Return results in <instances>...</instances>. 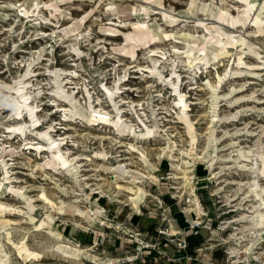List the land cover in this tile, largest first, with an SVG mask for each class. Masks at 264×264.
I'll list each match as a JSON object with an SVG mask.
<instances>
[{
  "label": "bare ground",
  "instance_id": "bare-ground-1",
  "mask_svg": "<svg viewBox=\"0 0 264 264\" xmlns=\"http://www.w3.org/2000/svg\"><path fill=\"white\" fill-rule=\"evenodd\" d=\"M60 1L62 2L63 0H35L33 2L34 7L32 8L34 11L29 10L23 4L17 7L10 1L7 4L5 3L6 6H9L8 8L18 10V14L25 17V21L29 25L37 27L41 24H47L50 25L51 30L47 32L38 31L40 33L38 38L44 39L46 42L48 41L47 43L45 42L48 46L42 45L32 52L28 59H21L20 65L24 68L22 73H19L11 82H6L0 78V89L8 92L5 93L6 96L4 98H0V106L3 109L11 110L16 118L13 124L9 123L5 125L6 132L17 133L21 140H24V144L21 147L7 143V140L1 142V196L2 192L3 195L10 193L17 201L22 203L14 204L0 199V238L3 237L12 244L22 262L38 259L45 252H49L63 260L78 264H87L84 261L86 257L93 262L104 264L107 261H113L114 257L100 259L98 254L92 253L86 245L79 244L63 236L54 228V213L71 216L78 214L87 222V225L80 221H73L75 226L86 228L94 221L111 225L112 221L106 216L105 211L100 206L94 208L88 206L85 208L81 207L77 203L78 198L72 200L57 198L55 200L41 184L37 186L38 192L33 196L29 193L28 184L17 183V180H15L17 176L12 174L14 171L10 166L12 162L8 160L12 159L13 155H18V157L23 158L26 164H29L32 160L29 155L31 151H34L38 157L44 151L45 153L40 157L42 160L36 161L33 166L34 168L40 169L43 175L49 178H51L50 169H59L79 184L85 178V175L81 172L84 169L81 159L90 160L91 156L85 153L83 149L77 147V138L85 140V142L90 138H95L97 145L93 146L91 154L95 158L101 159L96 162L97 169H100L105 174L109 173V175L107 177V188H102L99 184L92 187L91 190L96 188L99 195L108 196L111 200L117 198L120 191L125 190L127 191L126 202L136 211H139V203L150 192L144 183L147 179L150 182L158 183L154 170L160 158L166 156L171 171H167L166 173L169 175L165 176L172 177L175 181L178 176L181 177L179 182L182 180L183 191H187L189 194V198L182 208V213H185V215H182L181 218L190 222L202 211V205L195 193V186L192 182V177L196 174L194 171L195 163L194 161H188V158H185L184 155L193 153L197 160H202L206 163L205 167H200L201 171L207 167H213L220 158L217 154V142L221 136L217 133V128L212 125V121L216 118L224 120L225 118L236 117L240 112L239 108L234 112L228 111L227 113L220 114L218 112V98L219 96H223L229 105L243 98V96H240L230 100V91L226 94H219L217 88L226 75L246 70L257 73L253 70L259 69L264 64V57L260 53L262 49L258 44L249 42L242 34L226 31L223 24H244L247 18H249L255 26L254 31H261L264 15L254 13V0H240L243 2V5L237 15H233L226 5L213 1L206 4L202 0H189L184 10L177 13L174 11V8H171V10H168L170 7L167 10L161 8L163 7L161 0H139L140 2L135 3L128 2L131 0H108L103 11L104 14H108L106 17L108 21L99 22L98 29L108 36H123L124 42L117 45L115 49L119 50L120 54L124 56L136 57L138 46L147 47L149 62L147 64L135 62L132 65L128 64L126 68L124 63L122 66L124 68L123 75H119V71L113 66L115 70L113 79L109 83H103L99 88V93L95 90L94 86L89 84L88 79L77 68L83 54H86L90 58L89 53L87 54L81 48V43L85 41L84 43L88 42L90 45H95L89 40L91 24H87L82 28L87 20L86 18L89 16V12L83 13L79 17H72V21L61 26L58 19L59 17L62 18L64 13L62 12V8L59 7ZM41 2L48 9V14L43 13L38 8V4ZM153 4L160 7L162 19L168 24H175L182 15L194 17L196 21L195 27H200L202 33L195 34L184 30L167 31L158 22L152 23L150 14L153 11ZM199 14H202V17H199ZM123 27H128V30H121L120 28ZM63 37L68 41L65 45L67 56L74 55L79 60L76 62L74 61V57H67L66 65L58 66L56 65L54 51L57 46L63 45ZM162 37L166 39H183L186 46L183 51V58L179 57L180 51L174 48V45H172L173 51L177 53L178 58L172 56L166 58L164 55L166 52L161 49H155L157 46H151L152 43L154 44ZM237 46H239V51L236 56L235 67L233 68L228 65L222 75L216 73L214 82L209 79L205 82L210 90L209 114L211 118L207 125L205 143L203 145L204 149L201 151L197 148L200 133L195 126V120L189 112L190 104L193 101L188 100L186 93L180 89L183 79L178 66L182 65L183 67L187 66L194 69L195 67L199 68V63L205 66L209 63H216L222 57L229 56L232 53L231 49ZM48 52L52 55L49 57L44 56ZM246 52L254 54L257 63H247L243 58ZM43 59L48 60L47 63L45 62L46 66L43 72L47 76L48 83L51 84L50 91H46L50 94L48 95L49 100L47 102L51 106H54L53 112H58L60 115L57 127L62 128V132L58 134L54 131L55 122L53 120L43 127H38L44 114L39 112L41 110L40 103H43L40 97L45 91L42 89L43 85L40 80L34 77L28 79L31 75L38 73V71L36 72L32 69V66ZM70 59L73 61H69ZM117 60H120V58H117ZM130 66H133L132 71H140L143 78L146 79L147 77L150 80L146 84L149 87L146 97L133 98L125 94L127 93L125 91L130 88L122 84L124 83L125 76L130 72L128 70ZM167 66L169 73L165 74L164 70ZM187 77L191 79L193 75L190 74ZM32 79L35 80L32 81ZM155 80L167 84V87L172 89L174 96L170 104L168 102V105L161 103L160 106H156L154 96L159 93H153V90H151L152 81ZM103 95L106 97V100L110 101L111 108L107 107L104 104L105 102L103 103ZM248 96L254 97L253 93ZM170 121L181 124L183 131H185L188 137L189 147L182 148L178 146V138L182 136L179 133L177 134L178 130L177 132L173 131L169 124ZM76 129L82 131H76ZM27 133L32 135V137L27 138ZM8 135L6 134L5 136L8 138ZM150 142L151 144H159L156 156L154 155V160H151L146 149ZM235 142V140H231L230 144L233 145ZM83 145L88 146L86 143ZM120 145L125 146L123 150L127 153L136 154V157L143 164L144 170L131 166L132 160L129 156L119 153L117 146ZM210 147L212 148L210 149L209 156L204 158L203 154ZM229 157H231V161H233L237 168L247 170L252 175V179L247 182L246 191L247 195L251 193L252 197L256 198L252 206H257L256 209H259L255 216L257 222L263 225L264 185H261L258 178L264 176V140L257 138L253 148L238 149L235 156L231 155L225 158ZM226 166H230V164ZM210 173H212V177L216 176L215 172L210 171ZM30 174L33 176L32 170ZM165 176L163 177L165 178ZM83 183L85 185L88 184L87 182ZM55 185L60 191L64 193L68 192L65 186H60L58 182ZM169 185H175V182L173 181ZM167 189L169 190L168 185ZM76 194L79 193L76 192ZM247 195L245 194L246 197ZM36 201H40V203ZM39 206H41L42 210L40 211V215L36 216L34 213ZM187 212H192V215L187 214ZM11 213L21 215L19 218L31 223L33 227L31 231L43 230L47 233L51 243L41 249L31 247L26 241L29 231H24L20 239L13 240L11 228L15 223L12 222V218L5 215ZM246 218L250 217L248 215L247 217L241 216L237 220H245ZM167 231L175 232L172 224ZM94 232L96 233V239H99L100 232L98 233L96 229H94ZM253 244L246 246L245 251L250 253ZM232 251L235 253L237 249L233 247ZM0 264H12L10 254L4 248V243L1 241Z\"/></svg>",
  "mask_w": 264,
  "mask_h": 264
},
{
  "label": "rangeland",
  "instance_id": "rangeland-1",
  "mask_svg": "<svg viewBox=\"0 0 264 264\" xmlns=\"http://www.w3.org/2000/svg\"><path fill=\"white\" fill-rule=\"evenodd\" d=\"M11 2L15 6H19L20 4L25 5L29 10H33L34 7L33 2L35 0H0V78L5 80L6 82H11L12 79L16 78L19 73H22L24 71V68L22 65H20L21 59L29 58L32 52H34L37 48H39L42 45L48 46L44 39L38 38L39 37V30L42 31H49L51 30L50 25L47 24H41L40 26H32L29 25L28 22H26L25 17H22L18 14V10L14 8H8L9 6L6 4L8 2ZM36 1H44V0H36ZM108 0H69V1H60L59 7L62 8V12L64 13V16L61 18L59 17L58 21L61 24H67L70 21H72V17H79L83 13L89 12V16L86 18L84 26L87 24H91L90 26V36L89 40H91L92 44L90 43H81V48L89 53L90 58L85 54L81 56L82 59L79 66L77 68L81 69L79 70L89 81V84L94 86L95 90L100 93L99 88L103 83H109L113 79L114 75V68L115 66L117 71H119V75H123L124 68L122 67L125 63V68L128 64L132 65L135 62H138L139 64H147L149 62L147 54L148 48L145 46H138L136 57H130V56H124L120 54V51L115 49V47L119 44H122L124 42L122 35H113L108 36L101 32L98 29V23L99 22H107L108 14H104L103 11L106 7ZM128 1V0H127ZM189 0H161L162 6L161 8L167 10H171V8H174V11L179 13L184 10V8L187 6V2ZM204 3H210V2H216L218 4H223L228 7L230 12L233 15H237L240 12V9L242 8L243 2L240 0H202ZM126 2V1H125ZM131 3L140 2L139 0H131L128 1ZM255 6H254V13H260V15H264V0H254ZM6 3V4H5ZM4 4V5H1ZM32 4V5H31ZM153 11L151 12V21L152 23L158 22L162 28L165 30H176V31H189L191 33H198L201 34L202 30L200 27H195V19L194 17H188L186 15H182L179 17L177 22L175 24H168L166 21L162 19V15L160 13V7L156 4H153ZM172 6V7H171ZM38 8L42 10L43 13L48 14V9L45 8L42 5V2L38 4ZM238 10V11H237ZM34 11V10H33ZM91 11V12H90ZM69 16V17H68ZM199 17H202V14H199ZM97 18V19H96ZM150 21V22H151ZM14 22V23H13ZM223 24V27L226 31L232 32L234 34H242L244 35L249 42L253 44H258L259 47L262 49L260 53L264 57V19L262 23V30L261 31H254L255 26L252 24V20L247 18L244 24L236 23L234 25ZM244 25V26H243ZM12 26V27H11ZM11 27V28H10ZM7 28V29H6ZM14 29V30H13ZM123 31L128 30V27L120 28ZM63 45L57 46L54 51V56L56 60V65H66V58L67 57H74V55L67 56L66 54V44L67 39L65 37L62 38ZM24 41V42H23ZM99 41V42H98ZM46 42V43H45ZM98 42V43H96ZM42 43V44H41ZM170 45V46H169ZM177 48L179 52V57L183 58V51L185 50V42L183 39L180 38H160L157 42L154 44L152 43L151 46H157L155 49H161L162 51L166 52L164 55L166 58L172 56L177 57V53H174L173 47ZM99 46V47H98ZM98 47V48H97ZM234 49V50H233ZM143 51V52H142ZM232 53L229 56L222 57L221 60L217 61L216 63H209L208 65L200 64L199 68H188L187 66H178L179 71L181 73L182 82L180 84V89L186 93L187 99L193 101V103L190 104L189 112L191 113V117L195 120V126L200 133L199 140L197 143V148H199L201 151L204 149V143H205V136L207 131V125L209 124V120L211 118L210 112H209V103L211 101L210 99V90L208 86L206 85V80L209 79L210 81H215L216 79V73L223 74L225 71V68L230 65L231 67H235V61L236 56L239 51V46L236 48L231 49ZM49 54V55H48ZM145 54V55H144ZM52 54L45 53L44 56H50ZM65 58V59H64ZM117 58H120V60H117ZM178 58V57H177ZM247 63H257V59L254 54L251 52H246L243 57ZM161 59H163L161 57ZM79 60V59H78ZM73 61V60H69ZM74 61H77L76 57H74ZM48 62L47 59H43L41 61L36 62L32 69L34 71H38L35 75H31V78H37L42 82L43 85V91L44 94L41 95V101L43 103H40L41 110L39 112L43 114V118L40 121L38 127H43L46 124L50 123V121H54L55 123V133L58 134L59 132H62V128L57 127V121H59L60 115L58 112H53V107L51 106L47 101L48 98V92L50 91L51 84L48 83V79L46 74H44L46 63ZM120 63V64H117ZM214 64V65H213ZM131 67V68H130ZM128 67V74L125 76L123 86L129 87L127 95L132 96L133 98H140L141 96L146 97L149 87L146 86L150 80L143 78L141 76L140 71H132L133 66ZM130 68V69H129ZM18 69V70H17ZM243 69V68H242ZM257 73H253L252 71H243V72H237L233 73L231 75H226L222 81L220 82L217 91L219 94H226L230 91V100L235 99L237 97L243 96L239 101L233 103L232 105H229L228 102L223 98V96H219L217 103L218 104V112L220 114L227 113L228 111L234 112L236 109L240 108V112L236 117H229L225 118L224 120L214 119L212 121V125L217 128V133L219 136H221L220 140L217 142V154L218 157L222 159H218L216 163L213 165L212 168H205L203 171L200 170V167H205L206 163H204L202 160H197L195 157V154L190 153L189 155H184L185 158H188V161H194L195 167L194 171L197 174L196 179L192 180L193 185L196 188V192L198 194V198L204 205V207H207V204L212 205L214 199L218 198L221 201H226L227 198H232L235 205L244 206L247 208H254L255 206H252V203H255L256 198L252 197V194L247 195V182L252 179V175L247 171L243 170L241 168H237L233 161H231V157L225 158L227 156H235L238 149H248L249 147L254 146V142L257 138L264 140V64L261 65L259 69L253 70ZM164 73H169L168 66L165 68ZM139 74V75H138ZM192 74L193 78L187 77L188 75ZM134 75V76H133ZM133 76V77H132ZM139 76V77H138ZM141 78V79H140ZM35 79H32V81ZM148 80V81H145ZM46 82V83H44ZM45 84V85H44ZM135 89V90H134ZM232 89V90H231ZM153 93H159L155 95L154 102L156 103V106H160L161 103H164L168 105L167 103L172 99L174 96L172 94V89L167 87V84L158 82V81H152V88ZM5 93H8L7 91H4L0 89V98H4L6 95ZM163 93V96H162ZM253 93L254 97H250V95ZM47 95V96H46ZM103 103L107 105V107L111 108L112 105L110 104V101L106 100V97L102 96ZM4 102V101H3ZM172 102V101H171ZM109 104V105H108ZM52 111V112H51ZM50 112V113H49ZM14 113H12L9 109H3L0 106V148H1V142L7 140V143L18 145V147H21L24 143V140H21L19 134L14 132H6L5 125L7 124H13L16 120L14 117ZM74 124V123H71ZM171 128L173 131L178 130L177 134L179 133L180 136L178 138V146L182 148L189 147V142L187 141L188 137L185 134V131H183V128L181 127L180 123H176L173 121L169 122ZM173 125V126H172ZM82 127V126H81ZM77 128V127H76ZM76 131H82L80 129H76ZM183 131V132H182ZM8 135V138L5 136ZM176 134V135H177ZM10 137V138H9ZM32 137L29 133H27V138ZM77 137V136H76ZM3 139V140H2ZM78 139V148L83 149L85 153H88V155L91 156L90 160L81 159L83 162L82 167L84 168L81 172L85 175V178L81 183L75 182L70 176H68L64 171H60L59 169L53 170L50 169L51 178L48 176H44L43 173L38 168H34V164L36 161L42 160L40 158L44 151L40 154V157H38L34 151H31L29 155L31 156L32 160L29 164H26L23 160V158L18 157V155H13L12 159L8 160L12 163L10 164L12 170L14 173L13 175H16L17 183H26L28 184L29 193H31L33 196L36 195L38 192V185L41 184L45 187L47 193L53 198H63L64 200H72L74 198H78L77 203L81 207H104L105 213L108 218L112 219V213L111 210L116 207L120 201H123L122 203L126 202V195L127 191H120L117 198L110 199L108 196L105 195H99V192L96 191V188L91 190L92 187H95L97 185H101L102 188H107V177L109 173H103L100 169H97L96 162L100 161L101 159L95 158L92 153L93 146L97 145V140L95 138H90L89 140H81ZM81 140V141H80ZM231 140H235L236 142L230 144ZM105 144H107L106 141H104ZM87 144L86 147L83 144ZM157 143V142H155ZM235 144V145H234ZM159 144H149V146L146 147L149 157L151 160L155 159L156 152H157V146ZM89 147V148H88ZM124 145L117 146V149L119 150V153L122 155L129 156V158L132 160V167L144 170L143 164L139 161V159L136 157L135 153H127L124 149ZM210 147L204 154L203 157L207 158L209 156ZM198 149V150H199ZM230 154V155H229ZM155 155V156H154ZM230 164V166H226ZM212 169V170H211ZM33 171V176L30 174V171ZM170 171L168 159L166 156H162L160 160L157 162L156 168L154 170V174L157 176V182L158 183H151L146 182L145 187L148 189V191H151L152 195H149L147 198H152V196L155 194L158 198H161L162 201L164 199V195H158L159 192H156L157 188H162V190L167 191V185L173 181L171 179H165L164 176L165 172ZM210 171L215 172L214 177L211 176L212 173ZM2 174V169L0 168V176ZM211 176V177H210ZM105 177V178H104ZM209 177V178H208ZM259 182L261 185H264V176H260ZM182 181V180H181ZM181 181L177 182L182 186ZM245 181V182H244ZM58 182L60 186H65V189L68 191L66 193L60 191L55 183ZM83 182H87L88 184H84ZM246 185V186H245ZM81 186V187H80ZM82 188V189H80ZM215 191L216 196H210V191ZM79 193V194H76ZM247 195V197L245 196ZM156 197V198H157ZM207 197L210 198V202L207 203ZM213 197V198H212ZM146 198V199H147ZM0 199L4 200L6 202L14 203V204H21L22 202L17 201L16 198H14L10 193H6L2 196L0 193ZM174 204L180 205L179 207L184 204L183 199L177 200V197L172 198ZM37 203H40V201H36ZM91 202V204H90ZM145 203L150 207H153L152 202L145 201ZM128 204V203H127ZM219 203L215 201L214 206L216 207ZM129 205V204H128ZM257 207V206H256ZM255 207V208H256ZM239 209V208H238ZM42 210L41 206L37 208L35 211V215L39 216L40 211ZM140 214L144 215L149 212V214H152L151 208L142 207L139 208ZM263 210V209H260ZM108 212V214H107ZM239 212V211H238ZM237 211L235 214H237V217H241V213H238ZM248 217H254L255 214L254 211L246 212ZM55 214V223L54 228L57 229L63 236L71 239L72 241V235L75 233H84L85 235H94V229H96L97 225H100L101 223L98 221L91 222L90 225H88L86 228L84 227H78L75 226L73 221H80L83 224L87 225V222L82 219L78 214L66 215V214H60V213H54ZM6 216L12 218V222L15 223L12 230V239L18 240L20 239L21 235L24 233V231H29L28 236L26 238L27 243L33 247V248H43L45 245L50 244V238L48 237L47 233H45L43 230L39 231H31L32 224L29 223L26 220H23L19 218L21 215H18L16 213L11 214H5ZM229 215V214H228ZM235 216V215H234ZM247 217V216H246ZM240 220L236 222V228L237 232H242L244 239L242 241H239V243L236 245L234 243L235 238L231 239V243L226 242L227 245H233L235 244V247L238 248H244L245 246L253 244L254 250L256 251L255 254H259L260 258L259 260L264 259V226L261 227L259 223L249 221ZM250 219V218H249ZM256 219V218H255ZM217 219L215 220L216 224ZM86 229V230H85ZM236 229H233L231 227L227 228L226 231L233 232ZM93 231V232H92ZM71 234V235H70ZM226 235V234H225ZM237 235V234H236ZM259 236V237H258ZM257 237V238H256ZM0 241L4 243V248L9 252L11 257V263L12 264H78L75 262L63 260L62 258H59L55 254H51L49 252H45L40 258L38 259H30L25 262H22L21 259L18 257V255L15 252L14 247L12 244H10L8 241H6L3 237L0 238ZM98 248L93 247L90 249L92 253H97V250L100 249V244L97 245ZM256 247V248H255ZM252 254V255H255ZM246 256V259L248 260V263L255 262L250 256V254H244L240 253V256ZM251 258V259H250ZM84 261L87 264H93L90 261L87 262L85 259ZM259 262V261H258Z\"/></svg>",
  "mask_w": 264,
  "mask_h": 264
},
{
  "label": "crops",
  "instance_id": "crops-1",
  "mask_svg": "<svg viewBox=\"0 0 264 264\" xmlns=\"http://www.w3.org/2000/svg\"><path fill=\"white\" fill-rule=\"evenodd\" d=\"M207 198L208 203L210 202V198ZM172 202H174L172 198L168 194H165L162 209L157 208L154 205L153 207H149L147 204L139 207L151 208L152 214H149L148 212L142 215L130 205L122 202L111 210L112 221H120L126 227L125 229L128 230V232H137L138 238L144 239L147 242H158V250L161 251V253H157L156 250L150 248H142L141 245L137 243L136 239L127 236V232H116L111 227H105L103 225L96 226V230L98 233L100 232L99 239H96L95 232L92 236L88 234L85 235L84 233H75L72 235V238L73 240L75 239V242L84 244L90 249L93 247H96L97 249V245L100 244L101 250H97L99 258L106 259L114 257L113 264H233L230 263L226 257V249H232L235 247L234 243H232L233 245L229 244V246L226 243V241L231 243V233L225 236L224 239L226 241L224 242L211 244L197 249L200 245H205L207 238L212 239L215 243L220 239L221 235H225L224 231L221 232L216 229H214L212 233H209L208 231V226H214L216 220V209L213 204H207V207H204L207 210L205 224L199 227L195 233L185 234L187 240V247L185 249H178L173 243L167 240V237L157 232L158 227L163 226L168 229L171 224L175 230L186 231V229H188V222L181 218L185 213H182V210H180V205L178 206ZM238 208L236 211H239L238 213H241L240 215L242 217L244 216V213L247 214L246 212L254 211L256 214L259 211V209H256L255 207L247 208L239 206ZM161 213L165 219H160ZM255 214L253 216H255ZM255 218L256 216L250 217V219L248 218L246 221H249L250 223L257 222ZM133 251L139 253L137 259L126 261L125 255ZM187 253H191L193 258H187ZM85 260L87 262L92 261L87 257Z\"/></svg>",
  "mask_w": 264,
  "mask_h": 264
},
{
  "label": "built area",
  "instance_id": "built-area-1",
  "mask_svg": "<svg viewBox=\"0 0 264 264\" xmlns=\"http://www.w3.org/2000/svg\"><path fill=\"white\" fill-rule=\"evenodd\" d=\"M76 62H78V59ZM79 70H81V69H79ZM95 103H96V101H95ZM165 175H169V174H167L165 172ZM161 177H163V176H161ZM196 177H197V174H194V176L192 177V180L196 179ZM165 178L173 180L175 182V185H169V190H167V191L162 190V188H157L156 192H159L158 195L161 196V195L168 194L171 198L177 197V199H183L184 204H185L189 198V194L186 191H183L182 186L179 183H177L181 179V177L178 176L176 178L177 182L172 177L165 176ZM149 181H148V179L146 180V182H149ZM146 182L144 183L145 185H146ZM151 183H153V182H151ZM194 190L196 192V188ZM215 191L214 190L210 191L209 195L215 197L216 196ZM149 195H152L151 191L146 195L144 200L139 203V207H141L142 205H145L146 204L145 201H148V202L151 201L155 207L162 209V207H163L162 199L158 198L155 195H153L152 198H147ZM215 201H217L219 203L215 207L217 221H216V224L214 226H208V231H209V233H212L214 231V229H216V230L221 231V232L224 231L226 235L231 233L232 238H235L234 243L237 245L239 243V241H242L244 239L243 233L237 232V228H236V224H237L236 222H238L240 220H237V218H238L237 215L234 216L239 205H235L234 202H232L233 201L232 198H227L226 201H221L218 198H216L213 201V205H214ZM124 204H127V203H124ZM184 204H182V206L180 207V210H182ZM201 205H202V203H201ZM101 208H102V210L105 211V208L103 206ZM201 208H202V211L199 214H197L193 220L188 222V229H186V231L175 230V232L172 233V232L167 231V229L162 226V227L157 228V232L159 234H162L165 237H167V240L169 242L173 243L175 245V247H177L178 249H185L187 247V240H186L185 234L195 233L199 227H201L205 224V217L207 216V210L204 208L203 205L201 206ZM138 212H140V210ZM187 214H192V212H190V213L187 212ZM109 219L112 221L111 218H109ZM160 219H165V217L162 215V213L160 214ZM100 225H103L105 227H111L116 232H118V231L127 232V236L129 238L136 239L137 243L140 244L142 248H150V249L156 250L157 253H161V251L158 250V245H157V244H159L158 242H156V241L147 242L144 239L138 238L137 232H135V233L134 232H128V230L125 229L126 227L118 220L112 221L111 225L108 223H101ZM260 226L263 227L264 224L260 225ZM229 227L236 229V230H234L233 232L226 231L227 228H229ZM226 235H221L220 239L217 240V242H215V243L213 242L212 239L207 238L205 245H200L199 247H197V249H200L201 247H206V246L211 245V244H216V243L218 244V243L224 242V241H226L224 239ZM245 247L244 248L235 247V248H237V252H235V253H233L232 249L227 248L226 249V257L229 260V262L233 263V264H264V259L262 261L259 260V258H260L259 254H255L256 251L254 250V247L252 248V251L250 253L245 251ZM240 253H244V254H248V255L250 254L251 255L250 257L255 262L248 263L246 256L245 255L240 256ZM252 254H255V255H252ZM138 255H139V253L137 251H133V252L125 255V260L126 261L135 260V259H137ZM186 257L187 258H193V255L191 253H187ZM91 263L100 264V263L93 262V261H91ZM104 264H113V261H107Z\"/></svg>",
  "mask_w": 264,
  "mask_h": 264
}]
</instances>
